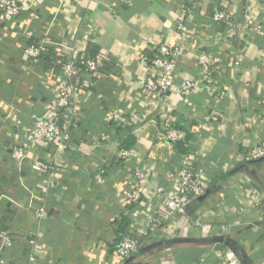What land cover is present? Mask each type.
I'll return each mask as SVG.
<instances>
[{
	"label": "crops",
	"instance_id": "crops-1",
	"mask_svg": "<svg viewBox=\"0 0 264 264\" xmlns=\"http://www.w3.org/2000/svg\"><path fill=\"white\" fill-rule=\"evenodd\" d=\"M18 1L15 18L6 22L0 15V230H9L13 242L0 256L20 264L28 254L31 264H119L115 244L125 220L126 230L145 233L142 213L158 209L152 189L178 190L174 167L189 154L205 197L184 215L166 217L159 231L170 239L150 249L144 244L123 264H165L162 258L224 264L229 248L211 240L217 236L235 242L239 264H264V207L253 206L264 197V157H246L264 143V0H198L189 12L183 0H80L74 7L67 0ZM218 10L233 26L212 21ZM37 43L47 51L35 60L25 56L24 48ZM161 43L180 48L176 84L183 78L196 84L186 96L145 87L147 60ZM198 51L214 59L209 83ZM83 56L106 64L101 76L82 75L75 103L64 111L74 123L66 150L27 147L16 162L13 148L28 143V127L66 81L62 63L79 65ZM215 87L224 92L219 100ZM114 114L129 130L114 127ZM165 120L185 132L180 148L160 135ZM128 136L130 154L117 160ZM37 162L42 171L30 168ZM100 167L106 171L98 178ZM137 169L147 171L138 187ZM134 187L142 207L127 204ZM195 219L204 227L192 224Z\"/></svg>",
	"mask_w": 264,
	"mask_h": 264
},
{
	"label": "built area",
	"instance_id": "built-area-1",
	"mask_svg": "<svg viewBox=\"0 0 264 264\" xmlns=\"http://www.w3.org/2000/svg\"><path fill=\"white\" fill-rule=\"evenodd\" d=\"M198 0H183L182 8L189 12L194 8ZM72 7L79 4L80 0H67ZM21 10L18 0H0V15L3 21H10L15 18ZM212 21L214 23L232 22L228 19L224 10H218L213 13ZM178 30L180 35L184 36L187 31L186 23L179 22ZM48 47L44 43L30 44L24 48L23 53L30 59H37L47 51ZM180 54V48L168 44H158L154 49L151 58L147 60L151 73L145 79V87L148 91L166 95L172 90H176L179 94L186 96L196 89V84L191 78H183L179 84H176L175 67L176 60ZM198 64L205 73V81L210 82L212 71L214 69V59L211 54L205 51H198ZM81 66L70 61H65L61 65V72L65 77V83L58 87L52 96L43 103V113L37 116L28 127V143L25 146H16L13 148L12 158L16 162H21L25 156L27 147L50 148L53 147L58 154L65 151L68 146V137L74 126L72 119L64 117V111L72 107L75 103V96L82 88L81 77L83 74H91L101 76V67L106 64V61L100 56L96 57H81ZM224 92L219 91L216 87L213 89V97L219 100L223 97ZM114 127L120 126L124 132L129 130V122L119 116L113 115ZM160 135L173 148L176 144L182 142L185 137V132L179 130L169 120L161 123ZM116 159L126 158L130 154V150L126 148H117L115 151ZM59 158V156H57ZM249 160H257L264 157V143L252 147L246 155ZM103 164V163H102ZM196 159L189 154L183 155L181 161L177 162L174 167L173 178L179 182L180 187L175 191H165L161 187H154L150 193V202H157L158 209L152 214L143 212L146 222V230L143 234L134 233L133 228H128L127 233L122 235L115 244V254L119 264H123L126 260L132 258L140 250V247L150 245L152 243L170 239V237L160 234L159 228L163 224L166 217L184 215L188 212L190 206L195 200L200 197L205 189L206 184L201 179V171L197 168ZM34 171H42L43 165L39 162L30 166ZM104 168L98 169V178L105 174ZM147 171L141 169L135 170L133 178L135 185L140 186L146 183ZM131 190L127 198V204L131 207H142L141 194L138 188ZM254 207H264V197L254 200ZM40 210H43L42 207ZM192 224L203 228L204 223L199 219L192 220ZM135 226L140 227L139 224ZM225 229L224 225H221ZM163 237L161 238L160 235ZM12 239L9 230H0V252L9 248L12 245ZM34 256L28 254L21 264H31ZM224 264H239L236 255L227 250L222 255ZM163 259V258H162ZM161 259V261H162ZM0 264H20L8 260L0 256Z\"/></svg>",
	"mask_w": 264,
	"mask_h": 264
},
{
	"label": "water",
	"instance_id": "water-1",
	"mask_svg": "<svg viewBox=\"0 0 264 264\" xmlns=\"http://www.w3.org/2000/svg\"><path fill=\"white\" fill-rule=\"evenodd\" d=\"M206 194H202L200 197H198V200H202L205 197ZM211 240L216 243H221L224 244L227 248H229L230 251H232L236 256L242 257V254L240 250H238L236 244L234 241H232L230 238H226L224 236H217V237H212ZM162 242H155L152 243L148 246H146L144 249H150L152 247L161 245Z\"/></svg>",
	"mask_w": 264,
	"mask_h": 264
},
{
	"label": "trees",
	"instance_id": "trees-1",
	"mask_svg": "<svg viewBox=\"0 0 264 264\" xmlns=\"http://www.w3.org/2000/svg\"><path fill=\"white\" fill-rule=\"evenodd\" d=\"M81 64V63H80ZM79 64V65H80ZM173 125V127H175V128H177V129H179V130H182V128H180V127H178L176 124H172ZM132 138L130 137V136H128L125 140H123L122 141V143H121V146L122 147H124V148H129L130 147V145L132 144ZM181 142H179V143H177L176 145H177V147L178 148H180V146H181V144H180ZM121 218H122V220L124 221L125 220V217L124 216H121ZM127 221L125 220V222H124V224L122 225V227H121V229H120V232H119V235H120V237L122 236V235H124V234H126L127 233ZM119 237V238H120ZM119 239H117V241H118ZM181 251H179V250H177L176 248L172 251V254H173V257L174 258H176V259H180L181 258V256H179V253H180ZM181 255V254H180Z\"/></svg>",
	"mask_w": 264,
	"mask_h": 264
},
{
	"label": "rangeland",
	"instance_id": "rangeland-1",
	"mask_svg": "<svg viewBox=\"0 0 264 264\" xmlns=\"http://www.w3.org/2000/svg\"><path fill=\"white\" fill-rule=\"evenodd\" d=\"M163 263L165 262V264H168V261H167V259H165V258H163Z\"/></svg>",
	"mask_w": 264,
	"mask_h": 264
}]
</instances>
